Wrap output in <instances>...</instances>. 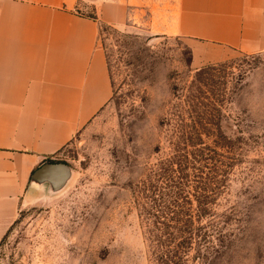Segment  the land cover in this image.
Listing matches in <instances>:
<instances>
[{
  "label": "rangeland",
  "instance_id": "obj_1",
  "mask_svg": "<svg viewBox=\"0 0 264 264\" xmlns=\"http://www.w3.org/2000/svg\"><path fill=\"white\" fill-rule=\"evenodd\" d=\"M166 1H108L126 5L120 24L99 29L112 97L52 156L73 177L23 204L0 264H150L139 189L170 152L172 114L199 103L218 109L238 159L216 202L221 247L205 264H264V53L193 67L191 40L162 33ZM80 2L77 12L103 15L104 0Z\"/></svg>",
  "mask_w": 264,
  "mask_h": 264
},
{
  "label": "crops",
  "instance_id": "obj_2",
  "mask_svg": "<svg viewBox=\"0 0 264 264\" xmlns=\"http://www.w3.org/2000/svg\"><path fill=\"white\" fill-rule=\"evenodd\" d=\"M104 1L103 15L89 16L77 12L80 0H0V242L30 199L33 170L56 160L112 97L99 29L120 24L116 12L126 5ZM159 7L167 13L162 33L191 40L195 68L233 52L264 53V0H168Z\"/></svg>",
  "mask_w": 264,
  "mask_h": 264
},
{
  "label": "trees",
  "instance_id": "obj_3",
  "mask_svg": "<svg viewBox=\"0 0 264 264\" xmlns=\"http://www.w3.org/2000/svg\"><path fill=\"white\" fill-rule=\"evenodd\" d=\"M217 110L199 103L172 114L170 152L139 189L150 264H205L221 247L216 202L238 159Z\"/></svg>",
  "mask_w": 264,
  "mask_h": 264
},
{
  "label": "water",
  "instance_id": "obj_4",
  "mask_svg": "<svg viewBox=\"0 0 264 264\" xmlns=\"http://www.w3.org/2000/svg\"><path fill=\"white\" fill-rule=\"evenodd\" d=\"M73 177L72 168L64 162H44L38 166L29 178L26 194L35 197L44 191L57 194L63 191Z\"/></svg>",
  "mask_w": 264,
  "mask_h": 264
}]
</instances>
